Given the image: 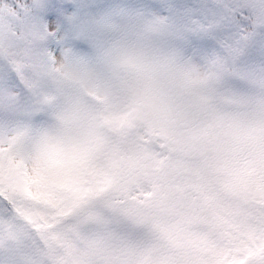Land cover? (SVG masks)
I'll return each instance as SVG.
<instances>
[{"label": "snow or ice", "instance_id": "1", "mask_svg": "<svg viewBox=\"0 0 264 264\" xmlns=\"http://www.w3.org/2000/svg\"><path fill=\"white\" fill-rule=\"evenodd\" d=\"M0 264H264V0H0Z\"/></svg>", "mask_w": 264, "mask_h": 264}]
</instances>
